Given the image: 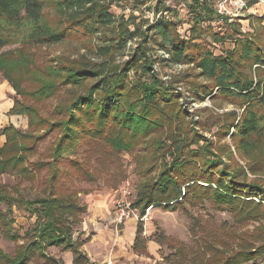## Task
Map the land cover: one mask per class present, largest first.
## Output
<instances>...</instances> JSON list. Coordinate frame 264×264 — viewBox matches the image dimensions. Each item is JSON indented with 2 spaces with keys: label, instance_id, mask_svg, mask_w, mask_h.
I'll use <instances>...</instances> for the list:
<instances>
[{
  "label": "trees",
  "instance_id": "obj_1",
  "mask_svg": "<svg viewBox=\"0 0 264 264\" xmlns=\"http://www.w3.org/2000/svg\"><path fill=\"white\" fill-rule=\"evenodd\" d=\"M122 1L128 0H0V49L21 44L0 54V73L16 91L9 114L28 118L27 130L9 125L0 131L6 136L0 176L19 180L0 184L5 206L0 230L15 244L13 253L0 247V264H65L48 252L51 247L73 252V264H86L82 242L74 239L87 212L76 182H96L97 168L89 163L107 170L124 152H136L142 181L133 207L142 218L150 207L187 214L189 206L209 202L234 213L238 224L264 222V186L247 177L264 175V15L248 16L252 31H244L238 18L219 13L214 0H184L192 16L190 35L184 36L164 0H154L160 17L151 21L113 12L114 2ZM215 23H223L221 30ZM208 39L222 44L230 39L233 45L216 54ZM63 41H77L85 52L50 57L35 51ZM178 65L188 70L170 78L161 72ZM206 98L219 109L224 104L234 109L219 114L208 107L185 108ZM210 121L218 125L215 136H230L248 171L229 145L204 134L211 131ZM51 135L43 154L40 146ZM82 146L86 161L67 156ZM24 183L39 190L34 197L25 193ZM14 208L35 217L23 235L14 229ZM199 227L192 229L195 235ZM229 230V240L214 241L204 229L196 249L163 233L153 240L173 251L164 258L168 264H259L264 242L256 246L253 235ZM143 232L139 220L136 252L145 251Z\"/></svg>",
  "mask_w": 264,
  "mask_h": 264
},
{
  "label": "rangeland",
  "instance_id": "obj_2",
  "mask_svg": "<svg viewBox=\"0 0 264 264\" xmlns=\"http://www.w3.org/2000/svg\"><path fill=\"white\" fill-rule=\"evenodd\" d=\"M134 1L135 0L122 1L120 3L114 2V4L112 5V11L118 15L124 16V18L126 19H128L132 14H134L135 16H139L140 18L149 19L150 21L153 19H158L160 17V14L158 16H155V13L153 11L156 4L154 0L150 2L146 0L148 1L147 4H134ZM214 1L216 3L220 2V0H214ZM164 2L166 3V8L174 10L173 12H175L176 15H178L177 24H178L179 32L184 36H189L190 23L188 21L192 16H190V14L188 13V9L186 7L185 1L164 0ZM236 2L237 0H227L225 2L227 3L225 9L226 12L232 15L233 19L238 18L240 20L244 31H252L249 23L250 21L247 17L250 15H254V16L264 15V11L262 9V6H264V0H244V5H243L244 7H242L243 9H241V6L236 4ZM253 6L259 7L258 11H256L258 15L252 13L253 11L251 8ZM222 24L223 23L220 24L215 23V28L217 31L221 30L220 28H218V26ZM262 25L264 26V21ZM208 41H209V47L216 54H220V49L229 48L231 45H233L230 39H227L223 44L211 43L210 39H208ZM20 47H21L20 43H13L7 45L0 49V54L11 50H15ZM36 50H40L41 52L48 54L50 57L61 56V55L77 56L85 52L82 44H80L77 41H63L57 44H52L50 46L38 47L35 49V51ZM186 70H188L187 66L178 65V66L164 68L162 69L161 72L163 75L168 74L170 78L171 74L173 73L177 74L179 72H184ZM164 77L167 78L166 76ZM2 79L6 80L4 76L0 73V80ZM183 92L184 94H187L186 91ZM54 103L55 101L53 100L50 101L47 104L48 111H43V114L48 113L49 110H51V107ZM204 107L211 108L216 113L219 114H223L224 112L234 109L232 105H225V104L223 106V109H219L216 106H214V103L211 102L209 98H206L202 102H198V103L197 102L192 104L188 103V105L185 108L188 109L190 112H197L199 111L200 108H204ZM198 118L199 117L195 115V119L198 120ZM208 126H211L210 127L211 131L205 130L204 134L216 144L229 145L233 150L235 159L240 164H242V166L247 168L246 158L240 157V155L235 151V147L232 139H230V136H228L226 139L221 140L217 137V135L215 136L218 130L217 128L218 125L216 126V124L213 123V121H210ZM197 130L201 131L199 127H197ZM52 138L53 135H51L50 139L47 142L41 144L40 146L41 153L46 154L45 151L48 149L49 144L51 143L50 141L53 140ZM83 150H84L83 146L79 147L77 149L78 153H72L67 156H70L72 158H78L81 160V162L82 161L84 162L86 161L85 159L86 154L83 152ZM134 155H136V152H134V154L126 153V152L121 153L119 164L111 166L107 170L99 169L98 165L94 163V160L90 162L89 166L92 167L91 170H94L95 166H96L95 168H97V170L94 171L95 175H97V181L94 183H88L85 181H78V180L76 182L75 177H73L74 181L76 182V187L79 190H81V193L79 195L80 203L86 205L87 204L86 202L91 200L90 198L92 196L96 198L100 196H106L109 197L110 199L109 200L110 207L114 206V199L117 190L121 186H123V184L127 181L131 183L132 186L131 188L133 190L132 199L134 200L137 186L142 181V177L140 176V174L138 173V169L136 168ZM263 157H264V152H263ZM247 175L250 181L251 180L258 181L260 182L261 185L264 186L263 174L261 173L252 174L248 172ZM18 182L19 180L13 176H6V175L0 176V184L14 185ZM22 186L25 188V193L31 197H34L37 194V191H39L38 189L34 190L33 188H29L27 183H24ZM255 199L258 200L257 198ZM0 210H5V206L0 205ZM190 215L193 216L194 218L193 220L190 219ZM13 218L15 219V224H14L15 231L19 232L22 235L35 222V217H30L27 212L17 208H14ZM109 221L110 219L108 220L107 218L106 224L113 227L114 224H112L111 221L110 222ZM243 223L244 224H238L237 220L234 217V213H231L229 211L216 210L212 207V205L209 202H205L198 207L189 206L187 208V214L180 210L172 211L169 209H164L162 207H154V208L150 207V209H147L146 215L144 216V224H145L144 235L148 238L154 239L155 235L158 236L160 233H163L165 236L170 238V240L172 239L174 242L175 241L179 242L190 249H196V238L203 236L204 229L206 230V234H208L207 237H211V238L214 237L213 239L214 241H219V240L227 241L229 240L227 232L230 231L229 230L230 228L234 227L239 229L241 235L244 234H251V236L253 235L252 238L250 239V242H253L254 244H256V246L263 244L264 222L253 221V222L245 223V221H243ZM200 224H202V227H199L200 229H197L196 231L197 235H195L192 229ZM79 230H80L79 226L78 225L75 226L74 237L76 239L78 238ZM0 247L8 253H13L15 250V244L13 242L6 240L3 237L1 230H0ZM158 247L160 248L158 250L159 255L157 261L153 262V264H168L166 261H164V258L173 251L167 247L166 243H161V244L158 243ZM222 247L223 246H220L219 248ZM51 248H49L48 252L51 255L55 256L57 253L51 251ZM233 248H236L235 245L233 246ZM207 256L209 257L210 254H208ZM159 258L163 260H160ZM258 263L264 264V257H260L258 259ZM244 264H251V263H244Z\"/></svg>",
  "mask_w": 264,
  "mask_h": 264
},
{
  "label": "crops",
  "instance_id": "obj_3",
  "mask_svg": "<svg viewBox=\"0 0 264 264\" xmlns=\"http://www.w3.org/2000/svg\"><path fill=\"white\" fill-rule=\"evenodd\" d=\"M251 9L253 14H257L259 7L253 6ZM262 9L264 11V6ZM15 96L16 92L10 83L4 79L0 80V131L9 125L22 130L28 129L27 117L9 114L14 105ZM5 142L6 136L0 133V148ZM90 199L86 202L87 212L82 216V222L78 225L80 230L77 231V240L82 242L81 251L88 258L86 264H100L108 257H113L117 264H153L157 261L160 249L158 242L146 237L144 232L142 237L147 238L146 245L143 247L145 251L134 250L138 236V220L134 218L128 220L120 226L119 230L115 225L111 227L106 224L107 218L110 219L113 211V206L109 205V197L92 196ZM51 251L57 253L54 254L55 257L62 258L65 264H73V252L61 251L56 247H52Z\"/></svg>",
  "mask_w": 264,
  "mask_h": 264
},
{
  "label": "built area",
  "instance_id": "obj_4",
  "mask_svg": "<svg viewBox=\"0 0 264 264\" xmlns=\"http://www.w3.org/2000/svg\"><path fill=\"white\" fill-rule=\"evenodd\" d=\"M227 0H220L219 3L216 4L219 13L228 14L226 12V4ZM236 4L244 7V0H237ZM229 12V11H228ZM230 15V14H228ZM232 16V15H230ZM131 183L129 181L125 182L123 186H121L117 192L114 199V206L112 215L110 217V221L115 227L119 230L120 226L123 225L128 220L134 218L136 220H144L140 215V212L137 208L133 207V190L131 188ZM100 264H117L116 261L112 257H108Z\"/></svg>",
  "mask_w": 264,
  "mask_h": 264
}]
</instances>
